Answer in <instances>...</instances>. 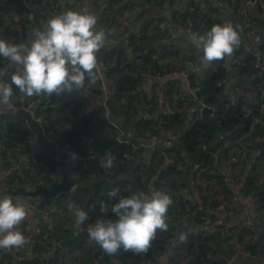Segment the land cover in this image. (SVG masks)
I'll use <instances>...</instances> for the list:
<instances>
[{
    "label": "trees",
    "instance_id": "16d2710c",
    "mask_svg": "<svg viewBox=\"0 0 264 264\" xmlns=\"http://www.w3.org/2000/svg\"><path fill=\"white\" fill-rule=\"evenodd\" d=\"M77 1H74L72 9L65 7V11L78 12ZM218 1L223 2L228 0ZM107 2L108 4L106 3V5H100V16L105 17L102 29L105 35L108 36L107 33L112 31L114 27L121 28L122 22L118 21L119 26H116L117 22H114L116 18L110 11L109 4L115 2V0H107ZM126 2L124 3L125 5L119 6L118 9L122 11L133 8L134 5L132 3ZM151 2L158 5L160 0H152ZM195 2V0H189L186 3V6L193 7L194 11L190 12L185 9L179 13L174 12L173 23L184 24L190 20L193 23L194 30L201 34L209 31L213 25L225 23L220 17L222 14L218 12V15L216 13L218 7H208L206 9L208 14L207 12L201 14V12H204V9L200 4H196ZM238 8L236 7V13ZM251 15L248 16L250 29L242 27L239 21L241 19L228 18L234 26H239L240 42L244 46L250 30L252 31L249 34L251 36H258L264 33V27H261V22L255 18L252 19L253 15ZM13 21L11 20L12 25L10 27L2 28L0 39L16 44H28V39L36 27L32 28V23L28 25L26 21L20 20L15 22L16 24ZM146 25L147 23L142 24L143 27L136 34H127L124 48L123 45L112 48L105 46L97 53L98 62H101L105 67V79L113 83L114 94L111 95V100L113 102H122L124 100L119 107L121 118L124 123L131 122L137 129V136L132 139L125 137L127 138V143L119 142L116 139L119 131L111 127L105 118H103L101 111L103 109L102 102L104 97L100 91L95 92V95L92 92V96L94 95V98L98 99L99 104L91 108L87 98L80 96L78 92L61 95L53 94L51 97L29 98L24 96L20 101L15 103L14 98L20 97L21 93L17 89H13L12 102L19 108L16 111V117H22L26 120L30 118L31 114L24 110L26 100L29 98L28 100L33 103L32 115L36 116L43 113L48 118L46 130L52 131L51 133L54 135L58 147L71 149L80 158L76 161L75 166L71 167L67 164L65 168L68 178L76 182V187L71 192L51 198L64 210L65 217L61 221H58L55 227L50 226L43 220L41 221L40 231L34 238L37 241L41 240V246L43 247H40L39 250H36L34 247L32 252H45L47 254L53 242L66 241L72 238V228L66 227L67 217L70 214L67 208L69 201L80 204L86 210L92 211L95 221L98 218L113 219L114 214L110 211L101 217L100 203L102 201L110 209L112 204L118 202L121 197H129L137 192L150 193L149 186H152L154 190L163 191L172 198L173 203L168 210L166 220L168 224L167 230H158L150 247L142 255L125 251L121 248L114 253L117 262L113 263L109 261L107 264H148V261H151L153 257L164 253L167 247L166 244H169L173 239L174 224L178 219H183L184 215L185 221H191L190 219H192L201 229L197 230L195 234L183 236L184 239L180 240L172 250L167 264H225L222 259L214 260L210 257L213 258L214 255L230 257L233 254L235 242L240 243L250 254L262 257L264 255V234L259 237L258 241L256 240L257 230L253 221L249 227L227 228L219 225L215 227L212 233L206 232L205 227L207 225L200 222L198 214L195 212L198 204L188 202L181 193L189 187L191 164L201 162L206 166V172L203 177L208 180L214 178V182L217 184L216 187L220 188L222 195L221 201H217L214 197H211V202H208L207 199H202L201 204H208L214 208L217 204L224 202L229 208L228 211H231L235 216L239 214L240 210L236 206L228 204L227 193L222 185L223 174L215 169L217 166L213 165L209 154L212 152L211 148L215 143L218 144L219 150L217 163L220 158L228 160L230 152H237L242 147H246L251 155L255 150L259 149L257 139L264 135V127L262 128L253 124V117L257 116V106L251 97L257 92L259 87H263L261 78L256 77L253 80L251 79V75L254 74L252 60L246 57L244 59L246 63L245 67L239 66V64L233 65L236 80L235 90L229 89L228 92H225V80L228 77L225 68L226 57L220 61L207 63V68L201 69L195 77L190 75L188 82L191 86L197 85L200 88L199 94L204 96L206 103L211 106V113L204 114L201 119L194 116L192 120L187 121L185 111L188 107L192 106V99L180 91L177 80H170L166 84L167 87L163 100L168 103L171 111L166 112L156 120L148 118L137 121L134 118L138 111L147 105H157L156 89H152L150 96L144 95V97L139 94L137 89L141 83L140 73L154 78L158 75L180 71V68H182L181 62H195L202 56V52L198 51L194 45H188L190 48L188 54L180 52L177 48L172 50L173 48L171 47L170 50H167V48L146 50L147 46L156 45L165 37L157 28H152L150 32H147ZM126 50H130V52L127 53ZM196 51L200 52L198 57L194 55ZM132 56L135 59L134 63L130 62ZM174 59L179 60L176 65L172 63ZM137 61L139 62L137 63ZM7 63L8 61L0 57V69H3ZM16 67V65H12V72L4 75L2 79L10 83V76L16 70ZM97 85H99V80L94 86L97 87ZM87 87L90 86L86 83L85 88ZM52 110H56V113L62 117L50 119L49 112ZM245 110L250 112L247 117L242 115ZM61 122L68 123L69 127L57 129L56 127L61 125ZM250 127H252L251 130ZM120 129L128 135L123 126H120ZM164 131L172 132L171 137L166 139L172 142L171 147L164 149L163 142L158 143L155 141L152 150L149 147H139L135 152L131 153V159L125 160L121 158V154L129 151L132 146H136L139 142L148 145L150 137H159L160 133ZM32 135V130L26 128L22 120L18 119L13 122L7 117L1 119L0 159L2 167L10 166L11 163L15 164V153L26 155L25 159L28 165L37 172L38 178L42 180V183L44 185L50 184V187H53L56 180L52 179L51 175L57 173V167L45 149L40 148L37 154H32L26 150L28 141L32 138ZM244 135L245 137L241 139V136ZM84 138L91 139L93 150V154L91 155H87L85 152L83 145ZM237 139H240V142ZM224 141L228 143L226 147H222L225 143ZM202 144L208 146L207 151H201ZM254 144H256L255 150L253 149ZM107 153H114L116 155V159L113 160V167L110 169L101 166V160L104 159ZM164 156L171 159L172 163L162 166ZM247 161L235 167L239 168L241 166L243 171L245 165L248 164L245 163ZM251 170L250 175L252 176L246 179L242 191L256 196L253 205L256 213L260 215V220H263L264 227V150L253 160ZM72 171L76 173L75 177L71 176ZM207 174L208 176H206ZM89 178H99V180L95 182ZM89 180L91 181L87 182ZM126 184L130 186V191L123 193L120 198H109L105 194L107 191H112L116 188L123 189ZM31 186V182H29L22 169L17 168L10 172L7 193L15 195L14 192H19L20 190L30 192L29 187ZM194 186L200 190L198 184ZM17 196L26 197L20 193ZM214 217L215 214L208 215L209 223L214 221ZM46 233L48 234V238L42 239V236ZM248 238L251 239V242H246ZM67 250L70 254L75 251L77 252L75 254L76 264H97L103 253V250L93 241H84L77 246L71 245ZM68 253L63 254L60 258L59 252H54L50 255L48 264H66L65 256ZM0 254V264H12L10 255H4L1 251ZM18 264L38 263L32 261ZM242 264L248 263L243 262Z\"/></svg>",
    "mask_w": 264,
    "mask_h": 264
},
{
    "label": "clouds",
    "instance_id": "9594fccd",
    "mask_svg": "<svg viewBox=\"0 0 264 264\" xmlns=\"http://www.w3.org/2000/svg\"><path fill=\"white\" fill-rule=\"evenodd\" d=\"M239 26L232 23L213 25L203 35L193 33L190 37L203 61L211 63L230 56L240 43ZM30 44L12 43L0 39V57L16 65L10 83L0 79V111L13 109V89L25 97H51L79 92L86 83L94 86L100 79L97 53L105 46V33L97 30V18L87 11H66L48 19L42 28L32 31ZM3 69H0V76ZM73 158L75 155L73 154ZM114 157L101 160L104 168L113 167ZM118 190L108 193L115 198ZM172 198L165 192L134 193L121 197L109 209L100 203L101 217L109 211L113 219L98 218L87 224V238L95 242L109 255L123 248L139 254L148 250L157 231H166L167 214ZM75 225L79 228L88 220V213L74 202L67 203ZM28 215L25 204L11 197L0 199V250L19 249L26 244L25 236L17 231ZM181 240L184 237L181 235Z\"/></svg>",
    "mask_w": 264,
    "mask_h": 264
},
{
    "label": "crops",
    "instance_id": "0c3cea01",
    "mask_svg": "<svg viewBox=\"0 0 264 264\" xmlns=\"http://www.w3.org/2000/svg\"><path fill=\"white\" fill-rule=\"evenodd\" d=\"M126 3H132L134 6L133 8H129V9H124V10H120L118 9L119 6L123 5V4H117L116 0L115 2H112L110 5V11L111 13L115 16L116 20L114 22L116 23V26H119V22H122V26L121 28H116L114 27L112 31L108 32V36L105 35V46L107 48H112V47H117V46H122L123 48L125 47L126 44V40H127V34L128 33H132V34H136L139 32V30L143 27L142 24L147 23V32H150L152 30V28H156V24L160 23L163 24L165 26H168L170 28H172L173 26V16H174V12H178V8L182 9V6L186 5V3L189 0H160V2L158 3V5L156 3L151 2L152 0H126ZM134 1H136L137 3H134ZM196 4H200L201 7H203L204 12H201V14H205L208 11L206 10L208 7H218V10L216 11V13H221L222 15H220V17L225 20L228 19L229 17L231 18H237L236 16V7H242V6H247L249 4V2L251 0H228V1H218V0H195ZM44 3L43 0H9L6 3H0V14L1 13H5L7 14L8 18H10V20H14V24H16L15 22H18L20 20L22 21H26V23H28V25L30 23H32V28L36 27V28H42L43 24L50 19L53 16L59 15V13H64L65 11V7L64 8H60V12L58 11H54L52 6H50V10L48 11H41L39 9H37V6H39V4ZM45 3H54V0H47V2ZM77 10L78 12L84 10L87 11L88 13L94 15L97 18V30H103V24H104V20L105 17L100 16V5H106V3L108 4L107 0H78L77 1ZM205 4V5H203ZM4 5H8L10 11L4 10L3 6ZM125 5V4H124ZM238 8V9H239ZM64 9V10H63ZM72 9V7L70 8ZM184 10H181L180 12H182ZM202 11V10H200ZM179 13V12H178ZM218 13V15H219ZM249 14L252 16V19H256L258 21H260L261 23V27H264V0H260L257 4H256V8L252 9ZM119 20H118V19ZM119 21V22H118ZM189 21V20H188ZM230 21V20H229ZM187 22V21H186ZM180 23V22H178ZM185 25L184 24H181ZM251 28V27H250ZM249 28V29H250ZM20 30V29H18ZM251 34L252 31H249ZM249 39L251 40L254 36L248 35ZM34 39V37L32 36V34L30 35L29 39H28V44H30L31 40ZM186 39H190L186 33H182L177 35L175 38H173L172 40H167L164 41L166 39H164L162 42L153 45V46H157L161 43H166V46L164 47H156L155 49H161V48H167V50H170V47L173 48L172 50H175L176 48L179 49L180 52L186 53L188 54L190 52V48L188 47V45H191ZM104 46V47H105ZM127 53L130 52V50H126ZM200 52L196 51L194 53L195 56H199ZM135 59L133 58V56L130 58V62L134 63ZM139 61H137L138 63ZM179 62V60L174 59L172 61V63L174 65H176ZM185 62L182 63V68H180V71H178V75L175 77H170V80H177L179 83V89L182 93H184L185 95H187L184 91V88L187 89L186 84H185V79H184V75L186 73H188L191 70L194 69H201L202 66L207 65V63H205L203 61V54L202 56H200L198 58L197 61L192 62L191 67L185 66ZM225 68L226 71L228 73V77H226V87H228V89L230 90H235L234 87L236 85V80H235V72H234V66L233 64L229 61L228 56H226V62H225ZM4 69V68H3ZM142 74V75H141ZM140 85L138 87V92L140 95L144 96V95H148L150 96V93L152 91V89H156L160 87V91H161V97H164V93L166 89V84L163 87L162 84L159 83V81H156V77L152 78V76H148L144 73H140ZM2 77H0V79H2ZM103 79L105 80V82H102L103 87H105V91L107 92V94H105L106 92H104L103 94L105 96H103L105 99H108V97H110L111 99V90L113 89L112 87V82L108 81L105 79V77H103ZM181 79V80H180ZM162 80V79H161ZM101 85V86H102ZM188 90V89H187ZM100 91L99 90V85L94 86V87H87L81 91L78 92V94L84 98H87L89 105L91 108L96 107V105L99 104L98 99L94 98L95 92ZM92 92L94 93V95L92 96ZM101 92V91H100ZM234 93V92H233ZM152 94V93H151ZM20 97H15L14 101L15 103L17 101H20L24 95L20 94ZM145 97V96H144ZM102 102V101H101ZM124 100L122 102H114V104H116L117 109L119 110L120 104L123 103ZM148 102H150L148 100ZM13 103V102H12ZM15 103L14 107H15ZM105 105V102H102V106ZM192 105V106H191ZM191 107H188V109L185 111V116H186V120L190 121L194 118V111H193V101H191ZM142 111H144L142 113ZM120 112V111H119ZM167 112V110L161 106V105H147L145 107H143V109H141L140 111H138V113L136 114V117L134 118L135 120H140V119H148V118H152L154 120L158 119L160 116H162L163 114H165ZM14 109H5L3 111H0V121L3 118H10L14 115ZM49 118L50 119H55L57 117V119L61 118L62 116L58 115L56 113V110H52L49 112ZM101 114L104 118V113H103V109L101 111ZM111 118L116 121L118 124L119 122L113 117V115L111 114V112L109 113ZM101 116V115H100ZM121 116V113H120ZM94 117V116H93ZM122 125L123 124H131V122L129 123H124L123 119L120 118ZM62 126L60 125V127L65 128V127H69V124L66 122H61ZM121 126V124H119ZM59 127V128H60ZM58 128V129H59ZM125 129V127H124ZM56 130V129H55ZM126 130V129H125ZM127 131V130H126ZM128 132V131H127ZM126 135V134H125ZM172 135V132L168 131H164L161 132L159 137L156 136V141L158 143H162L164 142L166 139L170 138ZM127 137V135H126ZM245 137L241 136V139ZM238 142L239 139H237ZM258 141V140H257ZM150 142V140H149ZM83 145H84V149L87 155H91L93 154V150H92V142L90 138H84L83 139ZM40 148V147H39ZM218 149V147H217ZM253 149H256V144H254ZM0 152H1V146H0ZM255 153V151H254ZM15 161L14 163L17 165L18 168L22 169L29 182H31L32 186L29 187V190H33L35 183L38 180V174L37 172L32 169L27 161H26V155H21L19 153H15ZM55 160L61 159L65 165H67V160L63 157V156H59L57 158V155H55L54 157ZM256 157L254 155H252L250 157V159L245 162L248 163L245 165L244 170L242 171V167L239 166V168L235 167L234 170H232L233 166L232 164H230L228 162V160H223V159H219V162L216 163L214 166L215 169L224 175H229L231 177V179L233 180L234 183V191L237 194H240V190L242 189L246 179L252 175H250V171L251 170V166L253 163V160H255ZM13 163H11L10 165H15ZM6 167V166H5ZM57 167V173L51 175L52 179L57 180V178H59V173H58V166ZM229 171H232V173H229ZM9 173H5L3 171V167L1 164V159H0V195L2 194H7L8 192V180H9ZM209 175H211L209 173ZM208 176V174L206 175ZM234 176V177H233ZM96 178V177H95ZM95 178H89L92 181L97 182L99 180V178L95 179ZM71 180V179H70ZM91 180L87 181L90 182ZM213 180V181H211ZM214 178L213 179H205L203 177L202 182L200 184H198V186H200V190L195 188V182L193 181V172L190 169V182H189V187L188 189H185L184 191H182L181 193L183 194V197L186 198V200H188V202L190 203H194V204H198V205H202V199H207L208 202H211V197H214L217 201H221L222 199V195H221V190L219 187H216L217 184L216 182H214ZM76 187V185H75ZM71 192V191H70ZM68 193V192H67ZM64 194V193H63ZM138 194V193H137ZM62 195V194H61ZM34 201L39 205V197L33 198ZM261 214V213H260ZM249 217L253 223L254 226L256 227L257 233H256V240L258 241L259 237L262 236L264 234V227H263V220H260L259 218V214L256 213L254 205L252 203H247L246 204V212L245 214H237L236 216L231 212V211H227L224 214H216L214 217V221H212V227L215 228V226H218L219 223H234L240 219ZM259 218V219H258ZM68 221L66 224V227L68 228H72V232H73V236L72 238L78 234L79 231H81V229H83V225L80 226L79 228L75 225L74 223V218L73 215L69 214L67 217ZM191 221H185L184 219H178L176 221V223L173 226V240L174 242L177 239H180L181 235L183 236L185 233L191 231L193 228L197 231H199L201 228L198 227V225H196L192 219H190ZM72 222V223H71ZM74 223V225H73ZM41 220L32 212H28V215L26 216L25 220L17 226L16 230H20L22 234L25 236L26 238V244L24 245V247L19 248V249H13L10 251H3L0 250L1 252L4 253V255H10L11 259H12V264H18V263H22V262H32L35 261L38 264H48V261L50 260V258H46L45 261H43L40 258L35 257V253H33V248L35 247L36 250H39L42 243L40 241L35 240L34 237H36V235L39 233L40 228L41 227ZM238 228V227H237ZM25 234H24V233ZM71 238V239H72ZM173 242V243H174ZM246 242H251V239H247ZM173 243L170 244V248L173 246ZM77 246V245H74ZM70 247V246H69ZM68 248V247H67ZM67 248H60V249H56L55 248V242H53V245L50 249V251L47 253V255H51L56 251L59 252V257L61 258V256L65 253H68L69 251L67 250ZM234 251V249H233ZM77 252L75 251L74 253H68V255H66V264H76L75 261V254ZM1 255V254H0ZM46 255V257H47ZM225 256L222 255H214V259H222ZM168 259L164 260L161 259L158 262H155L154 264H167ZM65 263V262H64ZM98 264V263H97ZM259 264H264V259H262L260 261Z\"/></svg>",
    "mask_w": 264,
    "mask_h": 264
},
{
    "label": "built area",
    "instance_id": "2783aa9c",
    "mask_svg": "<svg viewBox=\"0 0 264 264\" xmlns=\"http://www.w3.org/2000/svg\"><path fill=\"white\" fill-rule=\"evenodd\" d=\"M8 1L9 0H0V3L4 4ZM43 1H44V3L39 4V6H37V9L45 12V11L50 10V6H52L54 11L56 10V11L60 12V10H61L60 8H64V7L71 8L72 5L74 4L75 0H54V3H45V2H47V0H43ZM259 1L260 0H251L247 6H242L237 10V13H236L237 20L241 19L239 21L241 22L243 28H245V29L250 28L249 19H248V16L250 15L249 12L252 9L256 8V4ZM116 2H117V4H124L126 2V0H116ZM185 9L190 11V12L194 11L193 7H187L186 5L182 6V9L178 8L177 11L180 12L181 10H185ZM59 14H62V13L60 12ZM224 21H225V23H230V21L228 19H225ZM0 22H1L0 31L2 30V28L10 27L12 25L10 18H8L7 14H5V13L0 14ZM172 26L173 27L170 28V27L165 26V25L160 24V23L156 24V28L161 33H163L165 35L164 39H166V40L163 39L164 41L172 40L177 35L182 34V33H186L189 38L191 37V35L193 33H197L194 30L193 23L190 20L187 21L185 23V25L181 26V24H177V23L174 24L173 23ZM197 34H201V33H197ZM201 35H203V34H201ZM245 42H246L245 46L240 42L239 45L234 48L232 54L230 56H228V58H229V61L233 65L239 64V66H242V67L246 66V63L244 62V59L246 57H249L252 60L251 61L252 62V69L254 71V74L251 75V79L253 80L256 77H260L262 84H263V87H259L257 89V92H255L253 94V96L251 97L252 100L254 101L255 105L257 106V109H256L257 116L253 117V124L263 128L264 127V33L259 34L258 36L255 35V37H253L251 40L248 37V39ZM185 63H186L185 66H188V67H191V65H192V62H190V61H186ZM98 64H99V69H100L99 90L103 94L104 92H106L105 87H103V85H102V82L103 81L105 82V80L103 79L105 67L101 62H98ZM5 66H7V69L4 72L3 76L10 74L13 70L12 65H10L9 62ZM206 68H207V65H204L201 67V69H203V70ZM201 69L191 70L184 75L185 84H186V87L188 89L187 91L192 96V101L194 103V106H193L194 107L193 108L194 115L198 119L202 118V116L204 115V113H203L204 110H210L212 112V108H211V106H209L206 103L205 97L199 94L200 88L197 85L191 86L190 83L188 82L189 76L191 75L192 77L193 76L195 77L196 75H198V73L201 71ZM177 75H178V71L170 72L168 74L158 75L156 77V81H159V80L164 79V78L175 77ZM228 90H229L228 87L225 86L224 91L228 92ZM105 94H107V92ZM112 94H114V89L111 90V95ZM156 95H157L156 104L163 106L167 110V112H170L171 111L170 106L168 105V103H166L163 100V97H161V92L158 88H156ZM103 96H105V95L103 94ZM28 99L26 100V105H25L24 110L26 112L30 113L31 114L30 118L40 126L41 132H42L43 136L49 142L50 148L52 149V151L58 157L63 156L67 160V164H69L71 167L75 166L76 161L79 160L80 158L78 156H76L71 149H67L64 147H61V148L58 147L56 139L54 138V135H52V133H51L52 131L46 130L48 118H46V115L43 113L38 114L36 116H33L32 115L33 103H31ZM105 101H106V99L104 98L103 103ZM13 109H14L15 113L11 117V121L15 122L18 119L22 120L24 122L25 127L28 128L29 130H32L29 123H28V120L23 119L22 117H16L15 114L19 108L15 105V107ZM103 113H104V118L108 122V124L111 127H113L115 130L119 131V133L116 137V139L119 142L127 143L128 135L130 136V139L137 136V129L132 125L130 132H128L127 138H125L126 137L125 133H123L122 130L120 129V125L111 118V116L109 114L110 111L108 110L106 105H103ZM249 114H250V112L245 110V111H243L242 115L247 117ZM59 127H60V125H58L56 128L58 129ZM251 129H252V127H250V130ZM257 140H258L257 142L259 145V149L255 150V153L252 154L255 157H258L259 154H261V151L264 150V135L260 136ZM155 141H156V136H152V137H150V142L148 145H146L142 142H139L136 146H132L129 151L123 152L121 154V158L125 159V160L131 159L132 158L131 153L135 152L137 150V148H139V147H141V148L149 147L152 150L154 148ZM239 141H240V139H239ZM224 142L225 143L222 145V147H226L228 144L227 141H224ZM162 145H163L164 149H167V148L171 147L172 142L170 140H166L162 143ZM39 147L40 146L38 144L36 135L33 132L32 138H30L28 141L26 150L31 152L32 154H37V153H39V149L41 148V147L40 148ZM207 150H208V146H206L205 144H202L201 145V151L205 152ZM218 151L219 150L217 149L216 151H212L209 154L213 165H215L218 161ZM73 154L75 155V158H73ZM252 155L246 147H242L237 152H230L229 153L228 162L230 164H232L233 167H235V166L241 164L242 162L247 161L248 158H250ZM109 156L114 157L113 160L116 159V155L114 153H112V154L107 153L104 156V158L109 157ZM170 163H172V160L168 159L166 156H164L162 166H167ZM17 168L18 167L16 165H10V166L3 167V171L5 173H9V172H12L13 170H15ZM190 169L193 172V181L196 184H200L202 182L203 175L206 172V166H204L201 162H194L191 164ZM229 173H232V171H229ZM71 176L75 177L76 173L74 171H72ZM58 180H59V178H57L56 183ZM222 185L224 186L225 191L227 193L228 204H232V205L236 206L240 210V212H239L240 214H245L247 203L253 204V202L256 200V196L254 194L243 192L242 189L240 190V194L235 193L233 180L227 174L226 175L223 174V176H222ZM35 187H40V188H44V189L52 188V187H50V184L44 185L42 183V180H40V178H38L37 182L35 183L34 188ZM34 188H33V190H34ZM149 189L151 191L154 190L152 186H149ZM115 190H118V195L116 198H120L123 193L130 191V186L128 184H126L123 187V189L116 188ZM109 192L110 191H107L105 194L108 195ZM137 193H139V192H137ZM5 196L11 197L14 202L16 200L22 201L25 204V206L28 208V212L34 213L41 221L42 220L45 221L50 226L55 227L57 222L61 221L65 217L64 210L62 208H60L55 203L54 199H50L48 204H46L45 206L40 208L39 205L32 198H26V197L22 198V197H18L17 195L7 193V194L0 195V199L4 198ZM76 205L88 213L89 218L85 222V224L83 225V229H86L87 224L95 223V219L93 217L92 211L86 210L80 204H76ZM228 210H229V208L227 207V204L224 202H221V203L217 204L214 208H212L208 204L198 205V206H196L195 212H196V214H198V219L200 220V222L207 225L205 227V231L212 233L215 228L212 227V223H209L208 218H207L208 215H210V214H215V215L216 214H224ZM70 214L72 215L71 212H70ZM184 218H185V215H184L183 219ZM234 223L230 224V223L223 222V223H219L218 226L222 225V226L227 227V228L251 226L250 218L247 216H246V218L238 220ZM17 231L21 232V229L17 230ZM196 232L197 231L195 229H192L191 231L185 233L184 235L195 234ZM45 238H48L47 233L42 236V239H45ZM180 240H181V238L177 239L174 242V240L172 239L169 244H166L167 247H166V250L164 251V253L160 256L153 257V259L151 261H148V264H154L155 262H158L161 259L167 260L170 257L172 250L177 246V244ZM61 242H63V241L55 242V245H59ZM171 243H173V246L170 248ZM139 254L142 255V253H139ZM46 255L47 254L45 252H38V253H35L34 256L43 260V259H46ZM210 258L214 259L212 257H210ZM262 259H264V255L262 257H260L258 255L250 254L243 247L239 246L238 243H235L233 254L230 257L222 259V260L225 262V264H234V263L235 264H242L243 262H246L248 264H254V263L259 264ZM239 260H241L243 262L237 263V261H239ZM109 261L113 262V263L117 262V259L114 256V254H111V255L108 254V262Z\"/></svg>",
    "mask_w": 264,
    "mask_h": 264
},
{
    "label": "water",
    "instance_id": "95a60500",
    "mask_svg": "<svg viewBox=\"0 0 264 264\" xmlns=\"http://www.w3.org/2000/svg\"><path fill=\"white\" fill-rule=\"evenodd\" d=\"M134 3H137L136 1H134ZM4 10L10 11L8 5H4L3 6ZM191 45L196 46L191 39H186ZM166 46V43H161L157 46H147L146 50H153L156 47H164ZM205 62V61H204ZM207 63V62H205ZM7 66L4 67L3 69V74L6 71ZM3 76V75H2ZM0 76V77H2ZM181 80V79H180ZM169 81V78H164L162 80H159V83L162 84V86H165V83ZM106 90V89H105ZM165 90V89H164ZM185 93L187 94L186 96L189 97L190 99H192V96L188 93L187 89L184 88ZM105 105L108 108V110L111 112V114L113 115V117L119 122V124H121V126L125 127V129L130 132L132 125L131 124H123L120 120L121 116H120V112L117 109L116 104H114V102L110 99V97H108V99H106L105 101ZM204 114L206 113H211L210 110H204L203 111ZM28 123L32 129V131L35 133L38 144L41 148L45 149L49 155L50 158L52 159L53 163L55 165L58 166V173H59V180L57 181V183L55 184V186H53L50 189H44V188H40V187H35L34 190L30 191V192H24L22 190H20L19 192H14L15 195L17 194H23L26 197H39V207L42 208L43 206H45L49 199L59 196L63 193H67L72 191L75 188L76 182L73 180H70L67 176L66 173V165L64 164V162L61 159L55 160V153L52 151V149L50 148V144L47 141V139L43 136L42 132H41V128L40 126L34 122L31 118L28 119ZM128 139H130V136L128 135ZM218 147V144L215 143L212 146V151H216ZM89 242L90 240L87 238V233L85 230H81L78 232V234H76L72 239L66 240L61 242L59 245H55L56 249H60V248H67L71 245H79L81 242ZM52 255V252H51ZM49 259V255H47V257ZM43 261H45V259H43ZM108 262V254L107 253H102V256L100 258V261L98 264H107ZM243 261L239 260L237 261V263H242ZM235 264V263H234ZM255 264V263H254ZM258 264V263H256Z\"/></svg>",
    "mask_w": 264,
    "mask_h": 264
},
{
    "label": "rangeland",
    "instance_id": "374dc122",
    "mask_svg": "<svg viewBox=\"0 0 264 264\" xmlns=\"http://www.w3.org/2000/svg\"><path fill=\"white\" fill-rule=\"evenodd\" d=\"M241 220V219H240ZM250 221H251V224H252V220L250 219ZM235 224V223H234ZM238 228H240V227H238ZM236 243V242H235ZM235 243H234V246H235ZM239 244V246H241V247H243L240 243H238ZM225 258H228V257H224V258H222V259H225ZM217 260V259H216Z\"/></svg>",
    "mask_w": 264,
    "mask_h": 264
}]
</instances>
